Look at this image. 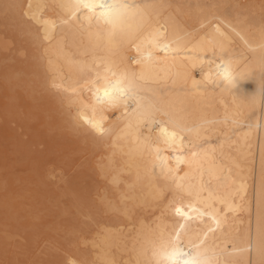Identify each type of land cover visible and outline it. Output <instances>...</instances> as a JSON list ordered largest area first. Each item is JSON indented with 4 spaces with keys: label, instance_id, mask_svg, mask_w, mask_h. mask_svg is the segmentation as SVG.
I'll use <instances>...</instances> for the list:
<instances>
[{
    "label": "bare ground",
    "instance_id": "1",
    "mask_svg": "<svg viewBox=\"0 0 264 264\" xmlns=\"http://www.w3.org/2000/svg\"><path fill=\"white\" fill-rule=\"evenodd\" d=\"M127 2L140 7L113 28L72 0H0V52L27 56L9 80L28 77L29 119H40L23 152L53 154L29 170L42 184L85 187L60 192L80 224L57 264H157L154 248L176 232L179 264L195 247L212 264H262L264 98L250 96L264 81V0ZM227 59L244 80L233 92L216 82ZM128 81L131 95L108 103L104 92Z\"/></svg>",
    "mask_w": 264,
    "mask_h": 264
},
{
    "label": "rangeland",
    "instance_id": "2",
    "mask_svg": "<svg viewBox=\"0 0 264 264\" xmlns=\"http://www.w3.org/2000/svg\"><path fill=\"white\" fill-rule=\"evenodd\" d=\"M12 50H1L2 52H0V109H2L0 110V114L2 115L0 123H4L0 125V223L3 224V226L0 224V264H57L58 261L65 262L70 254L73 253L72 242L75 237V232L71 230V227L76 228L80 224V218L75 213V206L60 196V192L63 190L65 191L66 187H58L55 184L54 186L53 184H42L38 181L36 173L31 169L29 170L30 164H28V160H30V158L32 159L34 157L40 160L44 156L51 157L53 154L47 149L43 151L42 149L44 147L42 145H34V147L32 145L35 150L33 151L32 149V153H30V145L29 147L26 146L30 139V123L33 124L34 127H37L40 119L36 117L32 120L29 119L30 110L37 113L38 109L35 105L31 104L30 92L28 91L30 86L28 77L26 75L20 76V79L17 80L16 83H14L13 80H9L13 71L19 70L20 67H24L26 63L25 58H27L26 55L18 56L15 50ZM6 57H8V59ZM3 64L5 65L3 66ZM9 100L11 102H9ZM8 102L10 103L9 105ZM4 120L6 122L9 121L10 125ZM12 129H18L17 131L20 129V131L15 132ZM2 132L4 133L2 134ZM20 132H22L23 135H21ZM12 135L14 136L9 137ZM18 136H20L19 139L17 138ZM19 141L23 142L21 143L22 146H20L21 144ZM12 142L13 144L14 142L16 143L15 145L19 150H17V147H15L16 149L13 148L15 145L13 146ZM24 144H26L27 153H30L31 156L26 155L27 157H25L27 153L26 151L23 152L25 149L23 147ZM11 149H15L16 151ZM48 152H50V154H48ZM22 154H24V156ZM31 172H34L35 175ZM78 186L74 184L72 186L69 185L67 189L73 191L75 188V191H82V189L85 188L83 185ZM71 187L73 188L71 189ZM62 206L66 207H64V209H67L68 213H63ZM62 213L63 215H61ZM71 218L73 220H71ZM1 230L9 232L13 230V233H18L23 240L18 238V235H15L13 237L14 241L7 245V242L3 239L4 232ZM67 230L69 231L67 232ZM23 244L30 245L29 253L19 251L21 248L17 247H22L23 249L27 247ZM19 252H21V254H19ZM18 255L20 256L18 257ZM39 258L42 261H39ZM43 259L45 261H43ZM46 261L48 262L46 263Z\"/></svg>",
    "mask_w": 264,
    "mask_h": 264
},
{
    "label": "snow or ice",
    "instance_id": "3",
    "mask_svg": "<svg viewBox=\"0 0 264 264\" xmlns=\"http://www.w3.org/2000/svg\"><path fill=\"white\" fill-rule=\"evenodd\" d=\"M71 7L75 10L86 9L89 19L95 18L98 23L103 21L105 24L115 28L123 22L132 10L138 9L140 6L128 3L127 0H72ZM97 8L100 9L99 13L96 11ZM118 84L119 82H117V86H114L113 91L123 94V90ZM104 97L110 104H114L117 99L108 90L104 92ZM93 127H96L98 131L101 130L98 125H93ZM161 132L168 141H174L176 138L175 132L168 133L166 129H161ZM177 159L179 160V157ZM176 211L180 215H184L180 208H177ZM181 227L183 226L181 225ZM180 238L181 233L176 232L174 236L162 239L157 244L153 250V256L157 264H179V258L183 255L179 246ZM183 264H212V261L205 255L204 250L195 247L190 254V258L185 259Z\"/></svg>",
    "mask_w": 264,
    "mask_h": 264
},
{
    "label": "clouds",
    "instance_id": "4",
    "mask_svg": "<svg viewBox=\"0 0 264 264\" xmlns=\"http://www.w3.org/2000/svg\"><path fill=\"white\" fill-rule=\"evenodd\" d=\"M260 72H264V68L260 70ZM218 80L216 81L218 84H222V87L225 89L232 91L237 88L239 82L244 81L240 78L239 74L234 72L233 63L231 59H227L224 63L217 68ZM253 74V73H252ZM250 74L249 78L252 76ZM123 90V94L116 93L114 96L117 99L114 101V104H119L121 102V97L125 95L127 92L129 95L134 91V87L131 81H128L124 87H120ZM259 95L261 98H264V81L258 80V89L255 95L250 97H254Z\"/></svg>",
    "mask_w": 264,
    "mask_h": 264
}]
</instances>
